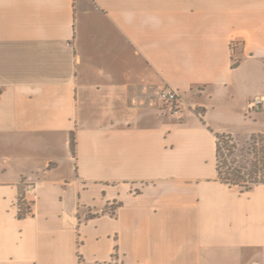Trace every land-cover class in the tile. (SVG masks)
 Returning <instances> with one entry per match:
<instances>
[{"label":"crops","instance_id":"1","mask_svg":"<svg viewBox=\"0 0 264 264\" xmlns=\"http://www.w3.org/2000/svg\"><path fill=\"white\" fill-rule=\"evenodd\" d=\"M257 97L264 0H0V264H264Z\"/></svg>","mask_w":264,"mask_h":264},{"label":"trees","instance_id":"2","mask_svg":"<svg viewBox=\"0 0 264 264\" xmlns=\"http://www.w3.org/2000/svg\"><path fill=\"white\" fill-rule=\"evenodd\" d=\"M250 139L252 145L240 148L231 135H218L216 150L218 177L231 187L248 190L255 185L264 184V134L252 135ZM71 148L75 152L73 135ZM246 149V154L253 151L255 158L240 159L239 151L244 152Z\"/></svg>","mask_w":264,"mask_h":264},{"label":"built area","instance_id":"3","mask_svg":"<svg viewBox=\"0 0 264 264\" xmlns=\"http://www.w3.org/2000/svg\"><path fill=\"white\" fill-rule=\"evenodd\" d=\"M181 95L180 91L171 85H166L156 92V101L160 104L168 105L176 113L179 112ZM264 97H257L251 100L248 104V108L256 109L262 105Z\"/></svg>","mask_w":264,"mask_h":264},{"label":"rangeland","instance_id":"4","mask_svg":"<svg viewBox=\"0 0 264 264\" xmlns=\"http://www.w3.org/2000/svg\"><path fill=\"white\" fill-rule=\"evenodd\" d=\"M251 142H252V140L250 139L246 143L239 144V146H240V148H242V147L248 148L250 145H252ZM246 151H247V149L244 150V152L243 151H239L240 159L243 158V159H246V160H252L253 158H255L254 157V152L251 151V149H250L251 154H246Z\"/></svg>","mask_w":264,"mask_h":264}]
</instances>
